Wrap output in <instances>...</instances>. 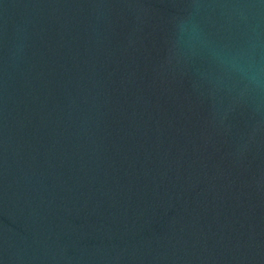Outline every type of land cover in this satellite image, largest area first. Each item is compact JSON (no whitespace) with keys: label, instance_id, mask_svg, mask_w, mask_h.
I'll return each instance as SVG.
<instances>
[{"label":"water","instance_id":"95a60500","mask_svg":"<svg viewBox=\"0 0 264 264\" xmlns=\"http://www.w3.org/2000/svg\"><path fill=\"white\" fill-rule=\"evenodd\" d=\"M0 264H264V0H0Z\"/></svg>","mask_w":264,"mask_h":264}]
</instances>
